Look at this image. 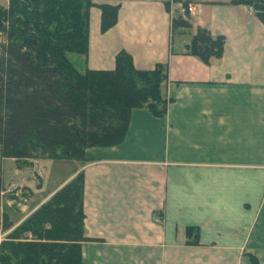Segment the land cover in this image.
<instances>
[{
    "label": "crops",
    "instance_id": "crops-1",
    "mask_svg": "<svg viewBox=\"0 0 264 264\" xmlns=\"http://www.w3.org/2000/svg\"><path fill=\"white\" fill-rule=\"evenodd\" d=\"M90 1L118 9L103 33L89 10L86 68L111 70L119 51L137 70L165 65L170 102L162 118L132 110L119 145L59 160L62 175L32 161L37 195L49 189L14 226L81 174L83 264H264V25L231 0H184V15L183 0ZM201 29L222 39L206 62L188 48Z\"/></svg>",
    "mask_w": 264,
    "mask_h": 264
},
{
    "label": "trees",
    "instance_id": "trees-1",
    "mask_svg": "<svg viewBox=\"0 0 264 264\" xmlns=\"http://www.w3.org/2000/svg\"><path fill=\"white\" fill-rule=\"evenodd\" d=\"M230 3L251 8L264 25V0ZM181 6L186 11L187 1ZM91 8L99 10L101 33L115 24L117 5L90 0H7L0 6L2 158L17 165L33 160L86 162L85 150L122 142L132 110L164 117L170 102L164 94L165 65L137 70L130 56L119 51L111 70L86 68ZM173 24L187 25L179 17ZM221 46L220 37L211 38L201 29L188 48L206 62L219 56ZM0 232L5 233L0 264H83L81 174L16 226L0 212ZM186 235L195 243V228H187Z\"/></svg>",
    "mask_w": 264,
    "mask_h": 264
},
{
    "label": "rangeland",
    "instance_id": "rangeland-1",
    "mask_svg": "<svg viewBox=\"0 0 264 264\" xmlns=\"http://www.w3.org/2000/svg\"><path fill=\"white\" fill-rule=\"evenodd\" d=\"M6 1L7 0H0V6L5 7ZM186 30L188 32L191 31L189 30V28H187ZM178 39L179 37L177 35V31L176 29H173V41L176 42L178 41ZM180 39L183 40L184 36ZM2 41L3 39L0 35V43ZM72 57L75 56H71V59ZM31 162H25L24 164L17 165L9 159L2 158L0 148V212H7L8 218L10 220H13V222L14 220H17L21 217L16 214L18 213V209L24 204L28 205L29 209L37 200L38 195L42 196V193H44L46 189V187L44 186L45 189H43V192H38L39 194L37 195L38 188L36 187V185L39 180L37 173H40V171L43 170V167L41 168L40 164H38V166L34 168L33 162ZM41 163L45 165V179H47V176L48 174L50 175V173L56 172L55 175L57 176L62 175V173L65 171L64 168L59 167V165H63V162L61 161H44ZM67 167L68 165H66V168ZM31 191L35 194L32 197V203L30 204L28 200L31 196ZM26 200L27 202L24 203ZM4 237V233L0 232V242L4 239Z\"/></svg>",
    "mask_w": 264,
    "mask_h": 264
},
{
    "label": "built area",
    "instance_id": "built-area-1",
    "mask_svg": "<svg viewBox=\"0 0 264 264\" xmlns=\"http://www.w3.org/2000/svg\"><path fill=\"white\" fill-rule=\"evenodd\" d=\"M248 12H253L251 8L246 7ZM190 8H187L186 11L184 9L181 10V14L184 15L185 13H190Z\"/></svg>",
    "mask_w": 264,
    "mask_h": 264
}]
</instances>
